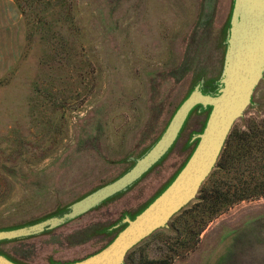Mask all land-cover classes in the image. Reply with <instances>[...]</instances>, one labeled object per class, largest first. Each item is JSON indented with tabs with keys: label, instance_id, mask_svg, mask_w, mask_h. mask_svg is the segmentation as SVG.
I'll return each mask as SVG.
<instances>
[{
	"label": "rangeland",
	"instance_id": "374dc122",
	"mask_svg": "<svg viewBox=\"0 0 264 264\" xmlns=\"http://www.w3.org/2000/svg\"><path fill=\"white\" fill-rule=\"evenodd\" d=\"M16 1L26 37L19 62L0 78V229L42 219L124 172L191 89L197 64L191 58L200 56L206 79L219 76L232 3ZM206 115L196 108L166 157L122 194L0 250L26 264L97 251L110 236L95 230L135 213L174 176ZM263 121L264 78L233 129ZM258 155L264 157V145ZM197 214L175 215L123 264H264V196L235 203L199 235Z\"/></svg>",
	"mask_w": 264,
	"mask_h": 264
},
{
	"label": "water",
	"instance_id": "95a60500",
	"mask_svg": "<svg viewBox=\"0 0 264 264\" xmlns=\"http://www.w3.org/2000/svg\"><path fill=\"white\" fill-rule=\"evenodd\" d=\"M224 32L222 67L219 76L211 79L216 86L214 92H203L205 77H199L155 141L131 157L133 162L124 172L42 219L1 228L0 242L51 231L129 189L166 157L190 114L200 106L207 109L204 126L191 136L195 145L168 185L134 217L126 214L115 223L113 228L124 226L97 251L56 264H123L134 246L154 231L168 227L170 219L197 196L215 168L235 122L252 103L254 89L264 78V0H232ZM0 264L20 263L0 252Z\"/></svg>",
	"mask_w": 264,
	"mask_h": 264
},
{
	"label": "trees",
	"instance_id": "16d2710c",
	"mask_svg": "<svg viewBox=\"0 0 264 264\" xmlns=\"http://www.w3.org/2000/svg\"><path fill=\"white\" fill-rule=\"evenodd\" d=\"M222 46L224 47V37L222 40ZM193 61L195 63L197 62L196 68L194 70V73H196V76L194 77L193 81L194 84L202 75L205 77L206 69L204 68V66L201 67L198 64L200 62V56H193V58H191V62ZM213 87L214 85L211 83V79L209 80L205 78L203 92H207L208 89ZM196 108L204 110V108L200 106H196L194 110ZM195 142L196 141L194 140L193 147L195 145ZM188 144H190V140L188 141ZM263 145L264 121L260 124L256 122H251L249 125H247L245 130H234L232 128L215 168L204 182H210V185H207L206 187L201 186L199 190V195L195 197L196 202L190 209L184 210V208L190 204L189 202L175 215H182V213L191 212L192 210L197 209V212L199 213L197 215L200 217V220H198L196 235H199L200 232L203 231V229L205 228L207 222L220 212L228 209L239 201L255 199L264 196V157H260L258 155V150H260ZM144 151L145 149L142 150L139 154ZM164 158L165 157H163L162 160ZM129 161L130 164H132L133 161ZM176 173L174 174V176L176 175ZM172 178L150 200H152L156 195H158L166 187V185H168ZM117 195L107 199L103 203L108 202ZM150 200L135 213L127 215H129V217L131 218L134 217L150 202ZM113 225L114 224L100 227L96 229L95 232L109 235V242L111 238L115 235V233L124 226V224H120L119 227L113 228ZM4 242L7 241H2L0 242V244ZM0 252L5 254L14 262L26 264L18 258L8 255L1 250Z\"/></svg>",
	"mask_w": 264,
	"mask_h": 264
},
{
	"label": "crops",
	"instance_id": "0c3cea01",
	"mask_svg": "<svg viewBox=\"0 0 264 264\" xmlns=\"http://www.w3.org/2000/svg\"><path fill=\"white\" fill-rule=\"evenodd\" d=\"M26 28L16 0H0V78L20 60Z\"/></svg>",
	"mask_w": 264,
	"mask_h": 264
},
{
	"label": "flooded vegetation",
	"instance_id": "af4514ba",
	"mask_svg": "<svg viewBox=\"0 0 264 264\" xmlns=\"http://www.w3.org/2000/svg\"><path fill=\"white\" fill-rule=\"evenodd\" d=\"M215 88H216V86H214L213 88L208 89L207 92H214Z\"/></svg>",
	"mask_w": 264,
	"mask_h": 264
}]
</instances>
